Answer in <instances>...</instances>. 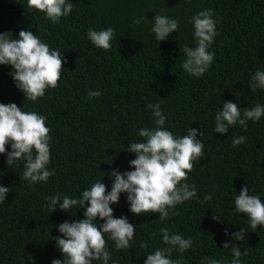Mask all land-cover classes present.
Returning a JSON list of instances; mask_svg holds the SVG:
<instances>
[{
	"label": "trees",
	"instance_id": "trees-1",
	"mask_svg": "<svg viewBox=\"0 0 264 264\" xmlns=\"http://www.w3.org/2000/svg\"><path fill=\"white\" fill-rule=\"evenodd\" d=\"M68 2L73 10L57 24L28 8L27 0H0V34L15 39L19 31L30 30L66 60L58 87L47 89L37 101L17 88L10 65H0V103H15L22 111L46 117L51 137L47 167L55 171L47 183L30 184L23 178L25 161L10 167L7 155L0 154V186L10 189L0 203V264L64 260L54 239L61 235L58 226L84 219L88 205L74 206L70 213L59 208L51 212L47 198L60 194L79 199L99 180L111 191L114 178L107 173L134 170L129 165L136 158L128 152L130 143L145 141L140 129L156 127L149 104L160 105L167 117L163 128L175 137L187 135L190 127L197 129L204 155L193 162L186 181L195 185L197 196L176 205L162 222L159 213L134 215L127 194L121 193L119 203L110 205L113 216L126 217L135 233L127 250H116L105 234L108 264H144L147 255L167 249L161 228L193 241L190 249H173L168 257L181 264H208L209 259L232 264V247L239 248L241 264H264V225L252 229L250 218L235 210V197L245 186L264 203V116L248 121L247 128L237 123L228 133L214 132L225 101L237 104L242 113L244 107L264 106V89L251 91L249 85L257 71H264V0ZM207 9L214 12L218 35L208 49L214 61L197 78L182 67L183 47H196L191 20ZM156 15L179 21V30L166 41L159 42L152 32ZM141 18V24H134ZM109 27L115 30L112 47H95L88 30ZM90 91L101 95L85 99ZM240 136L244 143L233 147ZM5 147L12 150L10 144ZM209 195L211 200H206ZM94 223L99 227L104 221ZM241 228L246 238L235 241L232 234ZM145 243L147 248H142Z\"/></svg>",
	"mask_w": 264,
	"mask_h": 264
},
{
	"label": "clouds",
	"instance_id": "clouds-1",
	"mask_svg": "<svg viewBox=\"0 0 264 264\" xmlns=\"http://www.w3.org/2000/svg\"><path fill=\"white\" fill-rule=\"evenodd\" d=\"M27 7L44 13L52 22L60 23L61 17L68 16L73 10V4L68 0H27ZM214 12L207 9L192 17L196 47L185 45L186 54L182 67L191 76L202 77L214 61V53L208 49L218 35L217 21L213 19ZM142 18L134 20V24H141ZM180 24L176 19L164 15H156L152 32L156 39L166 41L169 35L179 30ZM115 30L111 27L106 30H88V39L91 43L105 51L112 47ZM66 60L62 53L51 49L48 44L41 42L30 30L19 31L18 38L10 39L8 33L0 34V65L12 67L13 80L16 86L30 101H37L45 95L47 89H55L61 78L62 69ZM251 91L257 88L264 89V71H257L249 83ZM99 91H90L85 99L100 96ZM153 109L155 125L153 128H142L139 136L146 138L144 142L130 143L128 152L135 153L136 158L129 162L134 170L120 172L112 170L107 175L114 178L111 191L101 180L95 182L90 189L82 192L79 199H72L60 194L47 199L50 201L51 212L57 208L69 212L74 206L78 209L87 207L85 218L74 222H63L58 226L60 236L55 237L56 246L60 249L64 260L53 259L51 264H92L93 261H102L108 264L110 252L107 250L105 234L114 242L116 250L131 248L130 242L134 238L135 225L129 223L126 217L114 218L112 204H118L121 193L127 194L130 211L134 215L159 213V219L168 220L169 212L178 204H183L197 196L195 185L186 181L188 173L193 171L194 161L204 155V144L197 139V129L189 128L187 135L175 137L170 131L163 128L167 117L162 114L159 104H149ZM237 104L225 101L223 108L215 117L216 133H228L229 126L237 123L247 128L248 121L257 122L264 116V106L256 105L249 109L244 107L243 113ZM46 117L36 112L22 111L15 103H0V154H6V163L15 168V162L25 161L23 178L30 184L45 182L55 174L54 169L48 170L50 163L49 136L50 129L45 125ZM200 136L203 132L199 133ZM245 137L240 136L233 140V147L244 143ZM10 144L11 151L6 150ZM103 177L106 173H103ZM10 189L0 186V203L6 199ZM62 199V202H61ZM211 200V196H206ZM235 210L244 213L250 218L252 229L264 225V203L259 195H249V187L241 189L235 197ZM50 212V213H51ZM172 215H176L175 212ZM103 220L99 225L94 221ZM215 218V217H214ZM219 219V218H216ZM163 243L167 249H157L147 255L144 264H181L173 261V249L185 252L192 247L191 238L183 239L180 235L170 234L167 228H161ZM227 234V233H226ZM235 241H242L245 230L233 233ZM147 248V244H142ZM224 247H229L225 243ZM232 264H241V252L238 247H232ZM243 254L246 255V252ZM208 264H221L220 261L209 259Z\"/></svg>",
	"mask_w": 264,
	"mask_h": 264
}]
</instances>
